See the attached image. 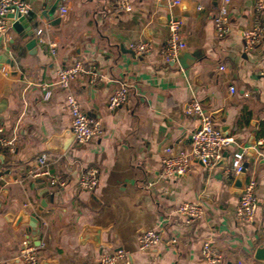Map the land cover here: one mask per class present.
<instances>
[{
  "label": "crops",
  "instance_id": "crops-1",
  "mask_svg": "<svg viewBox=\"0 0 264 264\" xmlns=\"http://www.w3.org/2000/svg\"><path fill=\"white\" fill-rule=\"evenodd\" d=\"M27 1L36 45L28 48L33 37L12 26L0 33V55L15 62L0 66V126L17 144L14 152L0 151V264H26L20 255L25 241L37 248L43 264H86L114 248L132 252L134 264H208L207 241L220 253L218 264H264L255 257L264 244V39L248 51L241 35L252 24L256 0H132L130 11L118 10L115 0H60L51 15L57 0ZM222 4L232 31L220 38L215 17ZM62 7L68 9L64 14ZM180 17L184 50L199 55L188 67L166 62L161 54L169 20ZM57 18L59 24H52ZM49 40L57 42L56 54ZM143 40L151 50L138 54L131 45ZM75 61L94 68L96 77L80 74L71 89L104 126L102 135L86 143L71 132L66 91L55 87L50 100L43 98V87ZM123 83L130 89L127 102L109 109V96ZM193 98L222 130L229 126L234 142L221 158L227 152V165L195 161L188 173L165 177V149H190L200 126L185 111ZM239 150L247 164L243 184L254 178L259 196L251 223L237 217L243 187L228 171ZM43 153L50 173L67 183L53 188L55 201L41 211L37 245L28 217L45 197L50 200L39 193L42 183L32 174ZM92 167L99 182L86 190L79 177ZM185 201L199 202L203 217L190 221L178 213ZM94 227L100 228L99 243L91 235ZM149 229L163 239L142 250L139 240Z\"/></svg>",
  "mask_w": 264,
  "mask_h": 264
},
{
  "label": "built area",
  "instance_id": "built-area-1",
  "mask_svg": "<svg viewBox=\"0 0 264 264\" xmlns=\"http://www.w3.org/2000/svg\"><path fill=\"white\" fill-rule=\"evenodd\" d=\"M182 0H173V3L181 2ZM229 1V0H227ZM115 7L121 11H130L133 8L132 0H115ZM254 16L252 24L242 30L246 50H254L264 39V0H256L254 4ZM32 10V5L27 0H0V33L8 32L12 26L10 14L18 13L22 16H28ZM66 7L61 8V14L67 12ZM184 19L171 18L168 22L170 36L162 45L161 54L166 62H175L181 52L186 48V42L181 37V26ZM215 28L218 37L227 36L232 28L230 27L229 9L226 4L220 6V11L215 17ZM41 34V29L37 31ZM40 40L46 42L44 37L40 35ZM48 44L51 51L56 54L58 44L54 40H49ZM138 54H144L151 50V44L148 41H141L131 45ZM224 68V67H223ZM91 73L94 78L96 72L90 65L87 66L81 61H75L67 66L61 67L58 72V79L52 84L45 85L43 98L50 100L53 96L55 87L62 88L66 91V104L69 107L71 115V132H73L78 143H86L92 137L100 136L104 133V126L100 119L89 116L83 106L72 91L71 84L80 74ZM264 75V70L261 71ZM236 87L231 86V91L235 92ZM129 86L125 83L115 90L108 98V108L115 109L127 102L129 97ZM185 111L188 115L196 117L200 121L199 128L192 134V144L188 150H174L168 146L165 149L164 155L161 157L162 174L163 176L184 175L188 173L195 161L201 162L206 167H212L217 164L223 155V152L234 142V138L224 134L213 119L212 113L205 109L202 102L193 98L187 102ZM16 136H8L3 126H0V151L5 149L14 152L16 149ZM233 159L229 173L238 175L245 166V151H234ZM49 156L43 153L38 157L40 166L32 171L33 176H46L54 186H64L67 180L60 175H52L49 171L48 162ZM2 170L0 169V174ZM99 182L98 170L91 168L80 175L79 184L86 190H92ZM259 207V196L256 193V181L250 179L241 190L240 202L237 207V217L240 221L251 223L254 221ZM176 211L182 215H186L190 221L197 220L204 215V207L199 202L185 201L177 206ZM264 230V224H263ZM162 233L155 229H149L144 232L139 240L140 249H149L156 246L162 241ZM203 252L206 256L208 264H218L220 261V253L210 242H205ZM20 255L26 264H43L37 248L30 242L25 241ZM86 264H134L132 252L124 248H114L103 252L98 259Z\"/></svg>",
  "mask_w": 264,
  "mask_h": 264
},
{
  "label": "water",
  "instance_id": "water-1",
  "mask_svg": "<svg viewBox=\"0 0 264 264\" xmlns=\"http://www.w3.org/2000/svg\"><path fill=\"white\" fill-rule=\"evenodd\" d=\"M59 1L60 0H57L55 2L52 9L48 13L49 15H51L54 12ZM10 17H11L12 27L15 28V30L20 32L23 36L28 34V35L33 37L31 40H29L27 42V47L30 48V47L35 46L37 41H38V38L35 36V31L31 25V21L29 20V18L27 16L19 15L18 13L10 14ZM59 22H60V19L57 18V19L53 20L52 24H59ZM198 57H199V55L197 52H188L186 50H183L181 52V54L178 56L177 60L182 66L188 67L192 63L194 64L197 61ZM4 61H7L8 63H10V65L12 67L15 66V62L11 58L6 59L4 57V55H0V66H1L2 62H4ZM2 111L3 110H2L1 105H0V112H2ZM216 115H217V112H216L215 116ZM228 128H229L228 125H225L223 127L224 134H226V135H229ZM72 134H73V132H72ZM69 138H71V137L69 136ZM226 155H227V152L224 153V158L221 160V162H223L222 164H224V165H227L226 158H225ZM0 158L4 159V154H1ZM245 166H247V164H245ZM244 173H245V169L238 174V177H237L238 186L244 187V184L242 181V178L245 176ZM36 181L42 183V185L40 186L39 193L44 195V196H47L50 199L48 201L47 199H45L46 198L45 197L42 200L41 204L38 206L37 211L33 212L28 217L29 218V226L31 228V237H33L34 239H36L38 241V242H36L38 245L40 242L38 239V234L40 233L41 227L43 225L41 217H40L41 211H43L48 206L49 202L53 203L55 201L54 197H55L56 193L53 190V188L55 186L51 184V182L48 180V178L46 176H38ZM23 219H24L23 215H20L19 221H21ZM91 231H92L91 235L93 237V240H95V242L99 243L100 239H101L100 238V235H101L100 234V228L94 227ZM173 243L175 246H177L178 251L180 253V256H183L185 252L181 250L179 242L177 240H174ZM180 256H179V258H180ZM255 257H256V259H264V244H262V245H260V247L256 248Z\"/></svg>",
  "mask_w": 264,
  "mask_h": 264
}]
</instances>
